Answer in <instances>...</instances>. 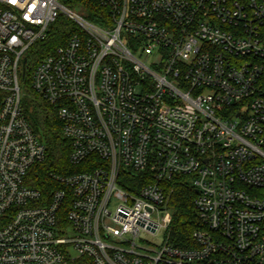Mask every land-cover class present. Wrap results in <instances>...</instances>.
I'll list each match as a JSON object with an SVG mask.
<instances>
[{
	"label": "built area",
	"instance_id": "built-area-1",
	"mask_svg": "<svg viewBox=\"0 0 264 264\" xmlns=\"http://www.w3.org/2000/svg\"><path fill=\"white\" fill-rule=\"evenodd\" d=\"M83 1L102 26L0 0V264H264V0ZM60 15L75 30L30 76L72 169L45 195L27 185L45 148L19 76ZM177 176L201 225L188 247L167 232Z\"/></svg>",
	"mask_w": 264,
	"mask_h": 264
},
{
	"label": "trees",
	"instance_id": "trees-1",
	"mask_svg": "<svg viewBox=\"0 0 264 264\" xmlns=\"http://www.w3.org/2000/svg\"><path fill=\"white\" fill-rule=\"evenodd\" d=\"M59 2L66 8L84 12L87 20L102 26L103 9L97 3L83 0H59ZM49 28L45 39L37 42L30 49L26 57L24 73L19 76V84L25 89L21 99L24 118L45 148V159L31 168L27 175V185L45 195H49L51 190L57 188L52 175L63 176L68 170H72L69 169L71 166L68 162L69 147L61 135V124L55 110L30 86L31 71L38 61L63 45L75 30L73 24L62 15ZM80 171L84 169H74V172ZM135 179L137 178L134 177L130 182L136 183ZM166 185L169 191L168 208L171 215L167 231L169 240L174 246L188 247L191 245V234L201 228L193 206L196 193L184 176H177Z\"/></svg>",
	"mask_w": 264,
	"mask_h": 264
},
{
	"label": "rangeland",
	"instance_id": "rangeland-1",
	"mask_svg": "<svg viewBox=\"0 0 264 264\" xmlns=\"http://www.w3.org/2000/svg\"><path fill=\"white\" fill-rule=\"evenodd\" d=\"M20 89H21V92L22 93H24V86H20ZM142 237H144V238H146L149 242H151L154 246H157L159 243H160V241H161V239H162V234H159L158 236H156V237H148L147 235H142Z\"/></svg>",
	"mask_w": 264,
	"mask_h": 264
},
{
	"label": "water",
	"instance_id": "water-1",
	"mask_svg": "<svg viewBox=\"0 0 264 264\" xmlns=\"http://www.w3.org/2000/svg\"><path fill=\"white\" fill-rule=\"evenodd\" d=\"M25 61H22V74L24 73Z\"/></svg>",
	"mask_w": 264,
	"mask_h": 264
}]
</instances>
